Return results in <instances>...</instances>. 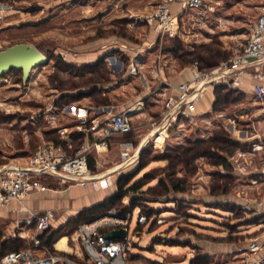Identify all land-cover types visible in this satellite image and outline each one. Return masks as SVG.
Returning <instances> with one entry per match:
<instances>
[{
	"label": "rangeland",
	"instance_id": "374dc122",
	"mask_svg": "<svg viewBox=\"0 0 264 264\" xmlns=\"http://www.w3.org/2000/svg\"><path fill=\"white\" fill-rule=\"evenodd\" d=\"M151 1L149 14L159 0ZM128 2L0 0V51L25 43L47 58L44 65L32 69L26 83L22 82L21 72L15 70L0 78V168L8 163L22 164L31 156L39 145L34 133L47 130L41 117L49 105L65 111L73 104L66 96L72 90L111 78L103 63L91 74L79 78L81 72L72 63L74 48L104 38L112 39L110 46L143 45L155 34L141 20L145 15L138 17V21L125 17L126 9L133 13L137 10V5ZM259 2L264 0H213L207 3L210 10L184 11L176 21V36L158 35L149 51L142 55L145 57L142 71L147 81L149 73L158 71L159 64L166 67L168 74L173 68L171 71L167 68L173 65L176 71L188 68L195 75L197 71L210 72L239 54L253 18L261 12ZM110 54L126 66L127 60L119 51ZM115 66L120 68L112 69L113 76L125 72L117 61ZM75 75L78 78L73 79ZM138 77L134 78L136 85L118 91L124 96L112 95L113 104L134 103L131 97L142 95L145 89ZM229 85L213 88L214 107L195 118L192 125L187 119L178 120L168 127L166 134L160 132L157 139L156 135L135 148L141 134L136 129L159 106L151 98L145 99L142 102L146 115L134 116V131L111 140L106 160L95 172L119 167L123 154L134 152L136 162L117 168L121 173L119 176L115 173L114 179L116 183L120 176L130 174L131 183L142 185L132 203L148 218L145 226L130 227L128 239L132 247L126 264H244L242 258L248 257L250 261L256 258L250 254L249 246L264 231L259 207L264 176L244 175L246 170L242 166L239 169V159L253 158L252 146L244 142L255 137L249 142L260 143L257 158L264 162V98L258 101L248 88ZM198 106L206 108L207 100ZM129 144L133 145V151ZM46 186L55 191L68 188H59L52 182ZM83 192L73 187L69 196L77 199L76 204L81 203ZM130 198L128 195L123 202H131ZM123 202L119 210L124 207ZM74 206L72 203L71 207ZM80 225H64L50 232H55L58 240L73 236ZM222 234L223 239L218 237ZM230 247L235 248L228 251Z\"/></svg>",
	"mask_w": 264,
	"mask_h": 264
},
{
	"label": "built area",
	"instance_id": "2783aa9c",
	"mask_svg": "<svg viewBox=\"0 0 264 264\" xmlns=\"http://www.w3.org/2000/svg\"><path fill=\"white\" fill-rule=\"evenodd\" d=\"M208 1L213 0H159L154 12L141 17L149 27L160 34H170L171 23L176 16L184 11H200L208 7ZM177 10L172 12V6ZM135 18V21H138ZM132 67V65H131ZM131 72L134 74L136 69ZM243 76L256 81L253 87V96L256 100L264 98V12L258 14L251 23L248 36L241 52L227 62L221 63L210 72H196L193 80L177 86L176 96H167L162 101L161 119L167 121V128L178 120L187 119L192 125L195 118L203 116L196 109L198 100L207 88L216 85H229L237 88ZM228 81V82H227ZM227 82V83H226ZM75 111L72 108H67ZM144 110L143 102H137L125 108L122 112L110 115L102 121H88L87 116L77 118L78 132L85 133L89 141L82 143L75 151L68 153L64 147L71 149L70 139L61 143L44 142L37 146L29 158L22 164L8 163L0 169V214H17L26 212L27 228L21 226L15 219L14 232L20 239L28 241V246L17 251L3 252L0 249V264H126L127 253L132 244L128 239L130 227L145 226L148 218L137 206H130V202H123L124 212L110 209L97 219L81 224L75 231L74 241L82 250L77 257L58 250L55 243L51 246L42 244V237L51 231V222L55 218L53 210L30 212L24 208V200L31 194L52 190L46 184L62 187L77 186L83 189L92 188L99 191L101 186H115L114 174L97 177L88 167L93 153L104 154L108 152L110 142L115 137L128 135L134 131L132 117ZM158 126L157 120L150 122L152 130ZM67 129H57L60 140H63ZM157 139V138H156ZM261 146H252V151H258ZM131 153L125 152L122 163H128ZM117 166V165H116ZM120 171L116 175H120ZM15 202L18 207L10 210ZM260 215L264 217V193L259 203ZM123 230L125 237L118 240H107L105 235L109 232ZM249 252L256 258L250 261L248 257L242 258L244 264H264V231L254 240H251Z\"/></svg>",
	"mask_w": 264,
	"mask_h": 264
},
{
	"label": "crops",
	"instance_id": "0c3cea01",
	"mask_svg": "<svg viewBox=\"0 0 264 264\" xmlns=\"http://www.w3.org/2000/svg\"><path fill=\"white\" fill-rule=\"evenodd\" d=\"M118 1V0H117ZM121 1V0H120ZM157 1V0H155ZM117 3V2H116ZM128 3H131L133 5H137V10L133 13V10L126 9V16L127 19L131 20L134 18H138L142 15L149 14V8L152 4L151 0H129ZM158 2H156L157 5ZM264 2H259L260 5H262L261 12H264ZM112 4V3H111ZM260 9V8H259ZM177 10V6H172V12H175ZM260 12V13H261ZM259 13V14H260ZM183 14H176L174 16L171 26L169 29H171L170 34H166L170 37L176 36V21L179 19V17ZM129 16V17H128ZM124 17V16H123ZM256 17V16H255ZM253 18V20L255 19ZM252 20V22H253ZM112 27V26H111ZM155 34L151 35L150 38L147 39L146 43L143 45H131V44H118L115 46H110V43L112 42V39L110 38H104V39H95L92 43L89 44H79L76 48H74V59H72V63L76 65L79 73L78 77L85 76L87 74H91L92 70L100 67L103 63V67L108 70V72L111 74V78L107 80H100L95 81L89 84L87 87H84L80 85L75 90H72L69 94L70 97L76 96L80 94L79 99L72 100L73 104L69 105L68 108H72L75 111H71L69 109H65V111L57 110L53 105H49L48 108L42 113V119L41 121H44V129L45 132H39L34 133L35 135V142L38 141L39 144L44 142H55V143H61L64 146L63 141H67L70 139L69 146L71 149H68L67 147H64V150L68 153H71L75 151L82 143H87L89 141L87 134L78 132L76 130V126L78 125L77 118L80 116H87L88 121L91 122L93 120L102 121L107 119L110 115L122 112L125 108L133 105L137 102H142L145 99L151 98L153 102L157 103L156 110L151 111V116L147 114L148 119L144 121V123H140L139 127L136 129V132L141 133L138 135V141L137 144H135L136 147H140L141 145H145L150 140L153 139L154 136L161 133H167L169 128H167V121L165 119H161L163 108H162V101L167 96H176V88L178 85L190 82L193 80L194 73L193 71L189 70L188 68L180 69L179 71L174 70V66L171 65V67L167 68L169 71L173 68V71L168 74L166 71V67L164 66L162 68V65L156 66L157 72L152 71L149 73L150 80L147 81L142 69L144 67L145 62L143 59L145 58L142 56L145 52H148L149 49L152 47L153 43L158 35H161L158 32H154ZM165 35V34H162ZM119 51L121 54V57H125V60H127L126 66H124L123 63H120L122 67L124 66V70H122V75H116L113 76L112 69L120 68V66H115V63L117 61L118 65L119 61L113 54H110V52ZM108 53V54H107ZM43 54V53H42ZM143 58V59H142ZM159 60V58H157ZM116 60V61H115ZM70 62V61H68ZM114 63V64H112ZM132 65V67H131ZM135 68L136 72L133 74L131 70ZM138 71L140 76L138 77ZM76 75L73 76V79L78 78ZM138 77L139 82L141 84V87L145 89L144 92H142V95L132 96L134 103L128 102V103H122L120 106L115 105L111 101V97L114 93L116 97L124 96V93H118L120 89H123L124 87L130 86L133 87L135 84L134 78ZM125 82V83H124ZM120 83V84H119ZM258 85L256 81H253L251 78L247 76H243L241 79L240 89H243L244 87L248 88V91L252 94L253 93V87ZM135 88V87H134ZM68 91H66L67 93ZM65 93V92H62ZM213 88H207L205 92L203 93L202 97L198 100L196 104V109L199 114L207 113L211 110V107L215 101V97L213 94ZM65 95V94H64ZM68 96V95H66ZM125 98V97H124ZM207 100V106L206 108L199 107L198 103ZM87 102V103H86ZM161 105V106H160ZM141 111L140 113L136 114L135 117L139 118L141 116H145L146 113H143ZM154 115V116H153ZM134 116L132 117V119ZM152 120L158 121V126L156 129L152 130L150 127V122ZM149 121V122H148ZM67 129L66 134L67 136L63 137V140L59 138L57 134V129ZM232 128V127H231ZM234 129V128H232ZM234 132V130H232ZM247 134V133H246ZM54 137L53 140H50L49 137ZM159 135L156 136V138ZM252 139L255 137H251ZM246 140L244 142L247 146H258L260 143H258L256 140L255 142H249L250 139ZM46 139V140H45ZM26 141V140H25ZM38 146V145H37ZM112 146V142H110L109 148ZM119 147H122V145H118ZM132 151L134 150L133 145H128ZM260 146V145H259ZM128 150V149H127ZM252 157L248 160L245 159H239L241 160L239 164L242 166L243 170H246V173L244 175H248V177L252 178V176H264V162H261L257 156H260L257 154L258 151H252ZM108 152L104 154H95L93 153L92 160L94 164V175L97 177L106 176L109 174H115L117 172V168H120L123 166V164L118 167H109L105 169V171L101 172H95V169L101 165L102 161L106 160V155ZM137 159H135L134 152H131V159L127 164H133L136 162ZM4 166V165H3ZM126 167V166H125ZM128 167V165H127ZM2 168V167H1ZM0 168V169H1ZM77 187V186H73ZM73 187H69L67 189H61V190H46L42 192H36L34 194L29 195L24 200V208L30 212H40L44 210H53L55 212V218L51 222V230L55 229L56 227H61L67 224V222L70 219H73L81 210L90 208L100 202H102L106 197H109L112 195L115 190L113 186L106 187L101 186L99 191H94L92 188H80L82 190H85L83 192L84 196L82 197L81 203H77V199H73L72 196H69L71 189ZM75 203V206L72 208L71 204ZM18 207L17 203L13 202L10 205V210H16ZM28 218V214L26 212H19L17 214H10V213H1L0 214V244L3 245V252L8 251H17L15 248L20 246L18 250L24 249L28 246V241L25 239H20L16 236V232H14V227L12 222L17 219L21 223V226H25L26 229L27 226L25 225V221ZM226 234V232H225ZM225 234H222L221 236H218L219 238H225ZM235 235V234H232ZM66 239V246L68 247V251H62L66 254H72L77 257L82 255L81 248L77 245V243L73 240L74 236L68 237H60ZM73 238V239H72ZM58 239L55 242L56 243L60 240ZM234 246V245H233ZM235 247H230L227 250H234ZM226 250V249H225ZM61 251V250H60Z\"/></svg>",
	"mask_w": 264,
	"mask_h": 264
},
{
	"label": "trees",
	"instance_id": "16d2710c",
	"mask_svg": "<svg viewBox=\"0 0 264 264\" xmlns=\"http://www.w3.org/2000/svg\"><path fill=\"white\" fill-rule=\"evenodd\" d=\"M65 66L69 67L70 65L65 64ZM13 71V70H12ZM16 71V70H15ZM73 101L79 99L80 94L70 97ZM219 100V98H217ZM215 104H213L214 107ZM88 167L91 172H94V164L92 160L89 161ZM131 176L130 174L120 176L116 183H115V192L110 195L109 197L105 198L102 202L81 210L73 219H70L65 227H74L78 224H84L91 222L101 215H103L106 211L110 209H116L117 211L124 212L125 208L123 207L121 210L118 209V206L123 202L128 195L131 196L130 206L133 207L134 204L132 203L134 195L142 189V185L139 182H132L131 183ZM133 195V196H132ZM57 241L55 240V232L46 233L42 237V244L46 246H51ZM3 245L0 244V249L3 250ZM18 250V248H15Z\"/></svg>",
	"mask_w": 264,
	"mask_h": 264
},
{
	"label": "water",
	"instance_id": "95a60500",
	"mask_svg": "<svg viewBox=\"0 0 264 264\" xmlns=\"http://www.w3.org/2000/svg\"><path fill=\"white\" fill-rule=\"evenodd\" d=\"M47 58L35 47L21 43L0 51V78L12 70L20 71L22 82L26 83L32 69L44 65ZM123 230H116L105 235L107 240H118L125 237Z\"/></svg>",
	"mask_w": 264,
	"mask_h": 264
},
{
	"label": "bare ground",
	"instance_id": "6f19581e",
	"mask_svg": "<svg viewBox=\"0 0 264 264\" xmlns=\"http://www.w3.org/2000/svg\"><path fill=\"white\" fill-rule=\"evenodd\" d=\"M56 248L61 251H68V247L66 246V239L61 238L57 243H56Z\"/></svg>",
	"mask_w": 264,
	"mask_h": 264
}]
</instances>
